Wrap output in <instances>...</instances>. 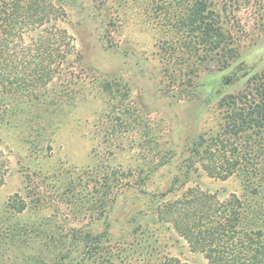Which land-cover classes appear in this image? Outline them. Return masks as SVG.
<instances>
[{
  "label": "rangeland",
  "instance_id": "rangeland-1",
  "mask_svg": "<svg viewBox=\"0 0 264 264\" xmlns=\"http://www.w3.org/2000/svg\"><path fill=\"white\" fill-rule=\"evenodd\" d=\"M2 3L0 84L32 92L0 95V264H208L166 206L192 188L263 194L264 133L227 131L243 106L230 97L264 82V0ZM32 69L47 75L31 84ZM216 136L239 160L226 179L195 156Z\"/></svg>",
  "mask_w": 264,
  "mask_h": 264
},
{
  "label": "trees",
  "instance_id": "trees-1",
  "mask_svg": "<svg viewBox=\"0 0 264 264\" xmlns=\"http://www.w3.org/2000/svg\"><path fill=\"white\" fill-rule=\"evenodd\" d=\"M4 3L5 0L2 4ZM25 8L24 5L15 7L16 18L12 22L13 26H9V30L5 31L7 36L14 35L19 26L25 22V17L19 15V12H25ZM34 18H37V15H34L32 19ZM4 47L6 46L0 27V59L4 55L2 54ZM32 72L31 84L38 82L40 76L47 75V72L36 75L33 69ZM235 77L233 74L221 73L209 85L210 92L213 93L215 88L221 89L228 86ZM262 78L264 80V73ZM47 80L48 78L42 83ZM251 84L252 82L248 83L238 95L230 97L231 102L243 105L238 108V112L234 113L233 122L229 123L231 127L227 133L230 135L246 131H259L261 135L264 133V82L257 83L255 86ZM31 92L32 86L24 88L0 84V95L30 94ZM211 140L213 143L206 144L203 151L200 148L195 149V156L201 160V167L208 176L226 179L235 172L239 160L232 159L233 152L227 148L224 138L216 136ZM262 158H264V141L261 143L258 156L259 160ZM248 159L247 157L246 160ZM7 170V155L0 143V186L3 184ZM244 172L247 176L252 175L248 167ZM258 175L263 176L264 180V168L259 170ZM258 191L263 194L254 199V203H248L235 194H230L227 199L219 201L216 194L204 193L192 188L181 200L167 205L166 214L176 232L186 240L190 250L202 253L208 264H264V182L257 185ZM86 238L93 237L88 234ZM161 264L186 263H182L177 258L167 257Z\"/></svg>",
  "mask_w": 264,
  "mask_h": 264
},
{
  "label": "flooded vegetation",
  "instance_id": "flooded-vegetation-1",
  "mask_svg": "<svg viewBox=\"0 0 264 264\" xmlns=\"http://www.w3.org/2000/svg\"><path fill=\"white\" fill-rule=\"evenodd\" d=\"M241 68H238L236 71H234L232 74L233 76H237L238 75V72H240Z\"/></svg>",
  "mask_w": 264,
  "mask_h": 264
}]
</instances>
